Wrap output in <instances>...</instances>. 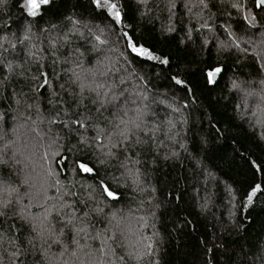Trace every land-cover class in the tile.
<instances>
[{
  "label": "snow or ice",
  "instance_id": "snow-or-ice-1",
  "mask_svg": "<svg viewBox=\"0 0 264 264\" xmlns=\"http://www.w3.org/2000/svg\"><path fill=\"white\" fill-rule=\"evenodd\" d=\"M218 107L264 143V0H0V264H264Z\"/></svg>",
  "mask_w": 264,
  "mask_h": 264
},
{
  "label": "trees",
  "instance_id": "trees-1",
  "mask_svg": "<svg viewBox=\"0 0 264 264\" xmlns=\"http://www.w3.org/2000/svg\"><path fill=\"white\" fill-rule=\"evenodd\" d=\"M145 37L150 42H155L156 47L164 52H171L175 53L176 55H183L182 53H179L177 49L174 47V44L171 41L165 42V41H154V36L151 33V26H147L145 29ZM192 58L188 57L187 62H191ZM198 83V81H194ZM221 87H223V81L221 82ZM200 91H203L202 88L199 89ZM228 89L224 88L223 92H221V88H217L215 91V95H228ZM234 103H242L239 97H235L232 101H230V104ZM211 111V110H210ZM241 111H244V109H241ZM216 112H218L217 119L221 120L224 123L228 124V127L233 130V133L237 136V139L239 140V144L237 147L243 146V149H247L250 151L253 155V158H256L258 160H264V143H258V130H254L252 128H249L248 124L240 119L232 120L233 117V111L231 107H218L216 109ZM215 114V113H212ZM256 131V136H253V132ZM229 145L231 144V141L227 142ZM242 149V150H243ZM238 165H233L232 168L229 170V176L235 180V181H243L247 176L250 178V173H247L246 169L242 167V162L238 161ZM190 169V164L188 161L183 162V166L180 164H177L175 170L172 172V175L174 176H180V175H186L188 170ZM250 232V238L254 237L259 232H264V210H261L260 205H257V215L255 217V223H253L249 229ZM194 243V242H193ZM195 255L194 250L192 251V254L188 257L181 256L180 260H191L193 259ZM173 264H179V261L177 260L175 254H172L168 257Z\"/></svg>",
  "mask_w": 264,
  "mask_h": 264
}]
</instances>
